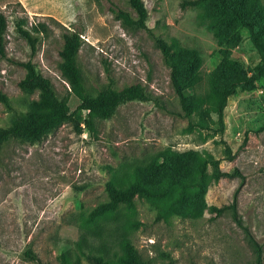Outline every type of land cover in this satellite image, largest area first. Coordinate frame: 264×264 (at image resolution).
I'll return each mask as SVG.
<instances>
[{
	"label": "rangeland",
	"instance_id": "obj_1",
	"mask_svg": "<svg viewBox=\"0 0 264 264\" xmlns=\"http://www.w3.org/2000/svg\"><path fill=\"white\" fill-rule=\"evenodd\" d=\"M186 1L144 0L142 28L116 16L112 3L135 14L127 0H0L7 19L0 90L13 108L0 102V125L37 97L18 85L25 69L13 61L31 56L17 19L47 24L32 60L73 114L39 141L11 138L1 149L0 264H38L27 250L46 264H91L93 256L116 263L126 243L143 264H253L249 234L264 264V77L256 89L228 97L222 121L216 111L219 90L249 75L261 56L229 11ZM230 1L264 25V0ZM68 31L80 34L76 64L89 94L139 84L149 100L120 105L91 132L59 67ZM156 37L178 53L183 89L195 104L189 118ZM216 160L230 175L215 177ZM109 181L119 188L140 182L162 195L135 197L132 206L89 219L107 201ZM237 188L235 216L225 206Z\"/></svg>",
	"mask_w": 264,
	"mask_h": 264
},
{
	"label": "trees",
	"instance_id": "obj_2",
	"mask_svg": "<svg viewBox=\"0 0 264 264\" xmlns=\"http://www.w3.org/2000/svg\"><path fill=\"white\" fill-rule=\"evenodd\" d=\"M128 4L134 11V15L120 7L118 4L113 5L116 16L120 18L126 25L146 28L149 19V11L144 0H127ZM207 2L218 3L223 10L229 11L235 19V22L248 29L252 43L259 51L260 62L254 66L249 75L239 77L230 81L225 87L218 92V104L216 111L219 119L222 121L223 109L226 106L227 99L230 95L242 89L246 92L252 91L258 87L259 81L264 77V25L260 23L257 17H250L245 14L241 4L233 3L230 0H188V5H203ZM24 19L15 21L16 32L23 37L30 47V58L24 61H13L25 69L24 76L19 80L18 85L22 91L28 94L37 93L36 98H32L27 109L24 111H16L8 126L0 125V152L8 140L11 138H19L28 142H36L42 139L46 134L50 133L64 122L73 119L70 111L67 97H60L53 87L50 79L37 70L32 57L38 51V42L42 35H47L48 26L44 22H37L30 27H26ZM7 32V19L0 12V56L6 57L5 39ZM63 43L59 51L60 63L59 67L64 79L67 81L71 92L79 99V103L75 111H82L83 124L93 133L96 132V120H105L112 117L117 108L125 103L132 101H147L144 88L139 84H132L121 89L107 86L99 90L95 95L89 94L83 83V78L79 67L76 64V56L81 45L80 34L77 31H68L63 33ZM156 47L159 49L164 63L169 67L170 81L174 92L176 93L184 116L189 118L195 108V104L189 101L183 89L182 74L184 68L178 62V53L174 50L173 45L168 43L161 37L155 38ZM0 102L8 109H13L9 97L0 90ZM73 111V112H75ZM80 121L74 120L75 127H80ZM189 121V126H193ZM247 134L245 136V141ZM207 163H203L201 174H204ZM214 175L216 178L228 176V172L220 170L219 161H213ZM180 165H176V169H180ZM107 193V201L96 206L89 214V219L104 215L118 208L120 205L132 206L135 197H156L162 194L158 190H152L140 182H134L126 188H119L112 182L105 185ZM238 188L235 190L232 202L225 206L230 208L236 216ZM219 212L221 210H218ZM238 221V219H237ZM250 242L254 251L253 264H263L262 247L252 236ZM25 255L36 260L38 264L43 263L32 251H25ZM59 264H70L61 262ZM91 264H143L137 258V254L133 247L126 243L125 253L116 263H109L100 256L91 257Z\"/></svg>",
	"mask_w": 264,
	"mask_h": 264
}]
</instances>
